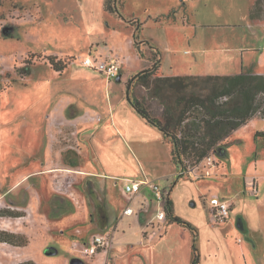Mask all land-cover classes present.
Instances as JSON below:
<instances>
[{
	"label": "rangeland",
	"instance_id": "374dc122",
	"mask_svg": "<svg viewBox=\"0 0 264 264\" xmlns=\"http://www.w3.org/2000/svg\"><path fill=\"white\" fill-rule=\"evenodd\" d=\"M106 1L0 0V264L31 260L36 264H93L96 256H86L81 249L94 232L107 233L106 228L114 226L124 201L119 185L97 174L100 168L112 171L119 166L117 150H112L116 144L107 137L123 135L115 117L124 121L129 117L128 78L153 67L152 74L132 80L129 94L152 116L162 119L164 106H171L176 114L180 96L207 90L194 86L193 81L187 90L170 89L162 83L156 90L153 78L160 76V54V71L165 75H228L241 66L250 67L261 51L257 44L255 54L241 53L243 47L264 36L262 28L247 26V13L242 12L247 0H108L112 12L105 10ZM250 18L264 24V0H254ZM87 57L112 59L119 63L120 72L107 78L101 70L84 65ZM51 60L64 67L55 70ZM257 101L262 109L264 94ZM259 111L255 113L260 115ZM132 112L136 120H142ZM250 131L241 134L242 144L216 148L220 162L227 157L226 176H205L203 163L196 169L198 178L188 171L191 167L179 175L178 165L175 178L194 184L198 198L178 201L175 214L192 222L199 234L194 241L189 228L173 222L164 237L154 242V264H190L193 242L198 264H214L207 241L214 238L226 243L235 264H242L241 243L236 239L243 232L235 229V212L230 210L229 222H213L207 203L211 194L229 192L231 197L240 190L238 196L243 197V175L231 174L247 172L255 145ZM259 153L264 154V149ZM151 154L143 153L140 166L132 155H124L120 164L128 161V168L137 167L139 173L143 166L158 172L175 168L168 163L167 152L157 148ZM54 179L62 186L67 182V190L55 189ZM158 182L166 184L163 178ZM245 185L250 190L251 183ZM95 186L102 195L106 189V207L96 195L99 191L94 192ZM143 194L151 197L147 189ZM131 205L138 211L137 201ZM83 213L88 215L85 222ZM150 215L139 213L142 225ZM135 225L122 218L113 249L100 264L108 260L129 264L130 242L124 254L116 249L122 228L133 232ZM260 226L256 246L243 242L252 248L251 264H264L263 221ZM108 233L112 237V231ZM131 235L127 241L135 242Z\"/></svg>",
	"mask_w": 264,
	"mask_h": 264
},
{
	"label": "crops",
	"instance_id": "0c3cea01",
	"mask_svg": "<svg viewBox=\"0 0 264 264\" xmlns=\"http://www.w3.org/2000/svg\"><path fill=\"white\" fill-rule=\"evenodd\" d=\"M253 2L254 0H247V7H246L247 9L245 8V11L242 10V12L247 13V26L251 28L254 26L260 27L263 29V32H264V24L261 22L252 20L250 18V13H251ZM232 24H237V23H232ZM257 44L260 45L261 51L258 52V54H256V57L255 59H253L250 67L244 69L243 66H241L239 71L233 74H237L240 72H247V71H251L252 73H256V74H264V36L260 37V39L258 40V43H254L246 48L243 47L241 49V53L243 55V53L246 51H253L255 54L259 48V45ZM161 60H162V56L160 54V63L158 67V71H159L158 74L160 76H182V75H174V74L165 75L161 73L160 71ZM233 74H228V75H233ZM185 75H193V74H185ZM132 110L135 112V110L131 106L130 114L129 115L127 114V116L125 114L126 117L129 116L125 121L124 119H119L118 116L115 117V120L118 123L117 129L120 132H122L123 135L122 136L115 135V136L107 137V139L110 138L114 140L116 144L112 150H117L115 154H117V156L119 157L118 168L113 169L112 171H106L105 169L100 168L99 170L100 172H98L99 174L97 175L104 176L108 179H111L114 185H119L120 192H121L123 179L154 180L156 183H158V185L161 188H163L169 193V198L172 201L173 214L176 215L175 212H176L178 201L180 202V200L182 199L189 200L191 198H195V200L197 201L198 195L196 191V186L189 181L182 180L181 178H179L178 180L177 178H175L177 169H178V164L173 159L171 143L166 142L161 132L156 127L146 123V121L143 118H141L142 120H136V116L132 112ZM75 121H77V118H75L74 121L72 120V122H75ZM240 127L242 128L240 129L237 128L234 131H232L222 141V143L218 145L216 148H218L219 146H227V147L230 146L231 147L236 144H242L244 142V136L241 134H246L251 130L250 132L252 135V139L255 142V145L250 154L252 159L249 161L247 165L248 166L247 172H245L244 174H242L241 172L237 174L233 172V174H231V175H243V181H244V185L242 187L243 197H241L240 199V196H238L240 193L239 192L240 190H237V192H235L233 196L231 197L228 195L229 192L223 193V194L221 193L222 195L219 197L222 199L228 200L231 203V209H232L231 212H233V214L235 212V218L237 219V222H238V225L235 226V229L237 231L243 232V237H240L242 235L239 236V234L237 233L238 236L236 239L237 242L241 243L238 245V251L240 252L242 264H251L253 262L252 261L253 259L250 256V253H252V248L247 243H243V242L244 240H246V242L252 243L253 246L254 245L256 246V244H258L257 240H260V238L257 235L261 229L260 221H263L264 223V217L261 218L262 214H264V154L259 153L260 149H264V137L260 135L255 136L256 132H264V117L262 115H258L257 113H255L244 125ZM157 148L158 150H161L164 153L167 152L168 163L172 164L175 167L174 169L170 171H166V172H158V170H155L154 168L152 169V168H147L143 166L141 167L142 168L141 173H139L140 171L138 170L139 168L137 169V167L128 168L127 166L128 161H126V164H120L121 158L125 157L124 155H126L127 157L129 155H132L133 158H135L136 163H138L140 166V163L142 162V158H144L142 157L143 153L146 152L152 155L151 154L152 151L157 150ZM221 159H222V162H221L222 170L219 173V176L221 175L226 176L228 175V168H227V164L225 161L227 160V157L224 156ZM162 178L164 179L166 184L161 185L158 182V179H162ZM246 182H249L251 184L254 183L257 189L255 193L247 192L248 188H247V185H245ZM104 189L102 190L103 195L100 194L101 193L100 189L99 190L96 189V186H95L94 192L96 193V191H99V194H96V195H100L101 203L103 206L106 207L108 199H107L106 189L105 190ZM244 195H247V196H244ZM248 195L249 196L252 195V197L253 196L254 197L247 198L249 197ZM235 197H238L237 201ZM147 199H148L147 207L149 208V210H151L153 203L155 205V206L153 205L154 208H152L154 209V211L147 212L151 214L148 220L146 221L147 224L142 225L140 222V219H138L139 216L122 215L121 213L122 210H120L118 212V219H116L114 226L113 227L110 226L109 228H106L107 233L112 231V237H111L112 244L109 248V251L106 254L104 252H99L97 255H95L96 259L94 260L93 264H100L104 262L105 259L107 258V254L108 255L110 254L111 250L113 249L114 237L116 235V232L118 231V224L122 222V218L124 217L125 219L127 217V219L132 220L136 224L135 225L136 231L132 232L128 230L127 232H125L124 230L125 228H122L121 232L119 233L122 236V238L119 239L120 240V242H118L119 246H118V249L116 250L119 253L124 254L126 250L128 251L126 245L129 246V242H130L131 249L128 253L129 255L127 256L128 258L127 261L129 262V264H154V257L156 254V251L154 248V244H155L154 242L164 237L166 233V228L173 225L172 224L173 221H170V219H167V217L163 221L156 220L154 218V212L157 208V203L154 201L152 197L150 198L147 197ZM134 201L135 203L136 201L139 202V199L137 198ZM127 203L128 202L124 198L121 209H123V207L127 205ZM208 207L209 205L207 206V210H208ZM87 216H88L87 213H83V215H81L83 222L87 220ZM235 218H234V224L236 223ZM203 221H204V217H203ZM226 221L227 222L230 221V216ZM152 223H155V224L151 225ZM188 223L190 224V228L189 227L187 228H189V230L191 231V234L193 233L194 236H197L199 232L198 230H196L197 228L195 227V225H193V223L190 221H188ZM126 224L128 225L130 223L127 222ZM182 227L186 228V226H182ZM145 231H148V232H146L145 237H144L143 233ZM95 233H100V232L96 231L93 234ZM131 233L133 234V237L135 238V242L127 241L129 238H132ZM192 240L196 241V238ZM125 241H127L128 244L125 243ZM207 241H210L211 247L213 249L212 255L214 258L213 259L214 264H235L233 260L230 259V251L225 242H223L222 240L219 241L217 238H214L212 240L208 239ZM260 244L264 245L261 241H260ZM256 248L257 247H255V249ZM261 248L263 249L262 246ZM108 264H113V263L108 260ZM116 264H119V263L116 262Z\"/></svg>",
	"mask_w": 264,
	"mask_h": 264
},
{
	"label": "trees",
	"instance_id": "16d2710c",
	"mask_svg": "<svg viewBox=\"0 0 264 264\" xmlns=\"http://www.w3.org/2000/svg\"><path fill=\"white\" fill-rule=\"evenodd\" d=\"M108 1V0H107ZM105 2V10L112 12L114 9ZM55 70L64 66L59 62L50 61ZM160 59L157 62L159 67ZM153 73V67L143 69L126 81L125 98L135 112L146 123L156 127L172 145L174 161L186 170L189 165H194L216 147L235 129L244 125L257 110L264 117V106L257 101V96L264 94V74L251 71L240 72L233 75H182V76H155L156 90L162 83L174 90H187L190 81L200 89H205V94L191 92L190 96H180V105L176 114L171 106H164L162 119L156 118L141 104L138 99L131 98L130 84L133 79ZM148 83V81H147ZM226 96L227 99L220 101ZM263 136L264 132H256L255 136ZM181 172L179 175H182ZM69 180V179H68ZM67 182L62 186L58 180L52 181V186L57 190H67ZM165 211L170 221L190 228V224L173 214L172 201L169 193L166 194ZM194 236V235H193ZM0 240L1 239L0 237ZM190 264H198L199 254L194 242L191 244ZM15 264H36L34 261H22Z\"/></svg>",
	"mask_w": 264,
	"mask_h": 264
},
{
	"label": "built area",
	"instance_id": "2783aa9c",
	"mask_svg": "<svg viewBox=\"0 0 264 264\" xmlns=\"http://www.w3.org/2000/svg\"><path fill=\"white\" fill-rule=\"evenodd\" d=\"M84 65L95 67L96 69L101 70L107 78H115L120 72V65L114 60L106 61L104 59L95 60V58L87 57L83 60ZM220 99L226 100L227 97L224 96ZM203 163L205 165V176H216L222 170V164L220 158L216 155L215 151H211L207 156L203 157L199 162L195 163L188 169L191 170L193 178H198L196 174V169L198 164ZM187 170V169H186ZM184 171V170H183ZM181 170V172H183ZM180 172V173H181ZM121 193L125 200L128 202L122 209V215H137L143 211L144 213L149 212L147 207V197L143 194V190L147 189L151 197L157 203V208L154 212V218L159 221L166 219L167 214L165 211V200L167 191L161 188L158 183L154 180L143 179H123L122 180ZM256 186L254 183L251 184L250 190H247L251 193H255ZM139 199L138 202V211H135L131 203ZM209 212L211 215V220L213 222H225L230 216L231 203L228 200L220 198L218 195L212 194L208 200ZM111 243V236L109 233H95L91 235L89 243L82 247L81 252L86 256H94L99 252H107L109 245ZM101 248V251L99 250Z\"/></svg>",
	"mask_w": 264,
	"mask_h": 264
}]
</instances>
